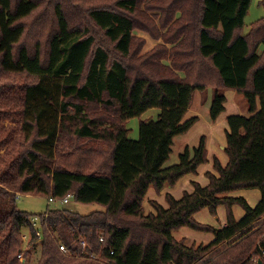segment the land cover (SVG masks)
<instances>
[{
  "label": "trees",
  "instance_id": "trees-1",
  "mask_svg": "<svg viewBox=\"0 0 264 264\" xmlns=\"http://www.w3.org/2000/svg\"><path fill=\"white\" fill-rule=\"evenodd\" d=\"M251 4L0 0V264H29L38 244V264H264V17L245 34ZM208 88L211 121L229 90L252 116L227 119L220 177L208 173L207 187L193 183L180 200L167 195V209L151 201L156 214H147L151 188L160 194L208 162L205 136L171 161L198 122L185 119L195 93ZM154 108L160 114L143 120ZM241 189H259L261 202L227 196ZM69 195L102 210L50 206L39 237L35 216L18 207L21 196ZM235 205L246 212L240 221ZM221 206L223 229L194 217ZM184 227L215 239L188 245L176 236Z\"/></svg>",
  "mask_w": 264,
  "mask_h": 264
},
{
  "label": "crops",
  "instance_id": "crops-1",
  "mask_svg": "<svg viewBox=\"0 0 264 264\" xmlns=\"http://www.w3.org/2000/svg\"><path fill=\"white\" fill-rule=\"evenodd\" d=\"M213 95V88H208L205 92L198 91L195 93L193 104L189 108L185 119L196 117L198 118V122L187 133V135H185V138L176 140V145L171 159L173 163L178 162V156L184 150L185 146L188 145L190 147H196L199 145L201 138L205 136L208 151V162L199 167L197 174L186 175L174 187H166L160 194H158L154 188H151L145 201L147 214H156V210L150 204L151 201H156L167 209L169 208V204L166 199L167 195H171L175 199L180 200L184 197L185 193L194 192L195 189L193 183H198L202 187H207L210 184L208 173H212L216 177H220L219 173L214 168V158H219L223 166L228 164L229 157L225 152L227 147L226 132L229 128L227 119L233 115L251 117L252 114L248 111L249 106L244 96L235 91L229 90L225 92L227 98V102L225 104L226 109L219 116L217 121L213 122L210 119V107ZM160 112V109H150L143 114L142 119L149 122L159 115ZM134 120L138 121V119H133L131 121ZM137 126L139 127V121ZM128 128L133 129L131 126H128ZM136 130L138 131V128H136ZM132 133L133 130L130 136L137 139L138 135L134 137ZM227 196L233 198H245L252 207H256L262 200V192L259 189H241L231 192ZM233 213L237 221L242 220L246 215L244 209L239 205L233 206ZM194 217L200 224L212 226L217 229H223L227 226V211L224 206L217 209L216 216H213L208 209H203L196 213ZM180 234H183L182 238L186 239V244L188 245L195 244L196 240L199 241L198 244H209L215 239L213 234L199 232L187 227L182 228L176 236H180ZM178 239L181 238L178 237ZM190 239H192L193 242L188 243Z\"/></svg>",
  "mask_w": 264,
  "mask_h": 264
},
{
  "label": "rangeland",
  "instance_id": "rangeland-1",
  "mask_svg": "<svg viewBox=\"0 0 264 264\" xmlns=\"http://www.w3.org/2000/svg\"><path fill=\"white\" fill-rule=\"evenodd\" d=\"M262 1L263 0H252V4H251V9L249 11V14L247 15L246 19H245V29H244V33L246 34L248 29L250 28L251 24L261 18L264 17V5H262ZM138 121L134 120L131 121L130 123H128V126H131L133 129V133L132 135L134 137H136L138 135V131L136 130V128H138ZM185 138V136L183 137H179L177 140H181ZM177 163V162H174ZM173 163V164H174ZM52 207V208H57V207H63L70 210V211H74V212H78L80 214L83 215H88L92 212L95 211H101L102 207L98 204H93V205H83L80 204L78 202H76L74 199L70 200L69 204H65V205H54V204H50L48 203L46 198L40 197V196H21L18 199V207L25 211L28 212L29 214H33L34 216H39L40 214L44 213L47 211L48 207ZM245 211V210H244ZM179 238L183 237V234L180 236H177ZM193 242L192 239H190L188 241V243ZM197 244L199 243V241H195ZM40 244L36 245V250L35 252H33L31 258H30V263L29 264H38V261L41 257V248H40Z\"/></svg>",
  "mask_w": 264,
  "mask_h": 264
},
{
  "label": "built area",
  "instance_id": "built-area-1",
  "mask_svg": "<svg viewBox=\"0 0 264 264\" xmlns=\"http://www.w3.org/2000/svg\"><path fill=\"white\" fill-rule=\"evenodd\" d=\"M71 199H72V196L69 195L67 198H65L63 200H60V201H58L56 199H50V203L54 204V205H65V204H69ZM33 225L37 229L38 236L41 237V230H40L41 229V224H40L39 216L33 217ZM101 240H103V239H101ZM60 248L63 251V253L68 254V255L70 254V250L68 249L67 246L61 244ZM111 253L114 254L113 251ZM20 260L23 261L24 257L20 256Z\"/></svg>",
  "mask_w": 264,
  "mask_h": 264
},
{
  "label": "water",
  "instance_id": "water-1",
  "mask_svg": "<svg viewBox=\"0 0 264 264\" xmlns=\"http://www.w3.org/2000/svg\"><path fill=\"white\" fill-rule=\"evenodd\" d=\"M259 264H263L261 260H259Z\"/></svg>",
  "mask_w": 264,
  "mask_h": 264
}]
</instances>
